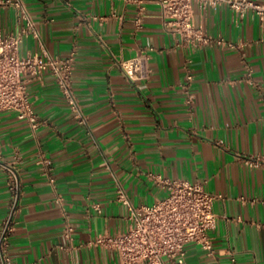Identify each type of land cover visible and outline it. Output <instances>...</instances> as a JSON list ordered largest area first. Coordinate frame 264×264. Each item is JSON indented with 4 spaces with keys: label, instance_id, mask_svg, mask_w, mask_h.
<instances>
[{
    "label": "crops",
    "instance_id": "1",
    "mask_svg": "<svg viewBox=\"0 0 264 264\" xmlns=\"http://www.w3.org/2000/svg\"><path fill=\"white\" fill-rule=\"evenodd\" d=\"M5 1L0 27L16 33L27 16L38 35L24 39L22 57L44 46L52 58L73 59V88L87 119L77 123L50 70L42 79L24 75L44 122L36 131L14 111L0 113L4 158H22L12 264H120L115 252L90 242L133 225L119 188L136 207L168 195L150 174L204 183L224 197L214 203L215 254L189 244L183 263L164 264H264V171L244 161L264 157V20L248 13L238 24L228 5H195L198 28L244 46L189 50L164 29L154 0L145 5L141 30L140 5L129 0H20L21 8ZM144 48L153 49L149 77L130 81L115 59ZM189 71L192 108L182 86ZM40 152L54 162V187L38 165ZM11 212L0 172V230Z\"/></svg>",
    "mask_w": 264,
    "mask_h": 264
},
{
    "label": "built area",
    "instance_id": "2",
    "mask_svg": "<svg viewBox=\"0 0 264 264\" xmlns=\"http://www.w3.org/2000/svg\"><path fill=\"white\" fill-rule=\"evenodd\" d=\"M129 1L140 5L135 24L141 30L145 5L152 0ZM154 1L161 8L164 29L175 37L176 46L189 50L211 46L242 49L244 46L228 42L223 37H213L198 28L194 21L195 5L202 10L228 5L235 13L238 24L248 13L258 15L264 20V3L254 0ZM5 3L22 7L20 0H7ZM24 19L26 25L16 33H6L0 27V113L5 110L14 111L19 119L25 120L31 129L36 131L44 122L39 118L29 98L24 75L42 79L44 72L50 70L77 123L86 126L87 119L73 88V59L52 58L44 46L41 47V53L22 57L20 49L24 39L30 35L38 36L34 24L27 16H24ZM152 50L144 48L129 60H115L130 81L148 79ZM246 73L250 80L253 69L249 65H246ZM193 78L189 71L182 84L187 94L186 103L191 108L195 103V96L191 91ZM21 161L22 158L18 154H15L11 161H6L0 149V172L6 176L12 201V212L0 230V264H12L11 242L16 232L14 211L22 192L19 170ZM244 161L248 166L264 171V157L246 158ZM38 165L49 184L54 187V162L45 153L40 152ZM149 177L167 190L168 195L157 199L151 205L136 207L125 191L119 188L117 200L130 211L133 225L124 232L100 235L92 240L90 245L115 252L120 264H164L165 259L183 263L186 246L189 244H196L213 256L215 250L210 233L216 229L218 219L214 212V203L224 197L207 192L204 183H191L154 174ZM262 203L264 204V199ZM95 208L99 211L98 205ZM71 232L72 229L67 227L66 237L71 238Z\"/></svg>",
    "mask_w": 264,
    "mask_h": 264
}]
</instances>
